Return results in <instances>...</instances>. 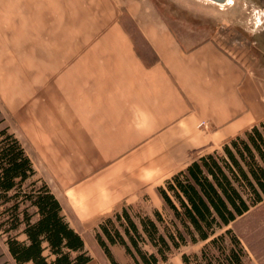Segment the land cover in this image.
Listing matches in <instances>:
<instances>
[{
    "label": "crops",
    "instance_id": "0c3cea01",
    "mask_svg": "<svg viewBox=\"0 0 264 264\" xmlns=\"http://www.w3.org/2000/svg\"><path fill=\"white\" fill-rule=\"evenodd\" d=\"M2 14L39 38L1 88L10 131L83 238L264 121V46L202 0H0Z\"/></svg>",
    "mask_w": 264,
    "mask_h": 264
},
{
    "label": "trees",
    "instance_id": "16d2710c",
    "mask_svg": "<svg viewBox=\"0 0 264 264\" xmlns=\"http://www.w3.org/2000/svg\"><path fill=\"white\" fill-rule=\"evenodd\" d=\"M0 233L15 264H93L84 238L70 225L59 200L38 175L24 146L0 119ZM156 192L150 212L124 205L103 219L94 239L110 264H249L235 224L264 204V121L202 154ZM149 201L148 197L144 202Z\"/></svg>",
    "mask_w": 264,
    "mask_h": 264
},
{
    "label": "rangeland",
    "instance_id": "374dc122",
    "mask_svg": "<svg viewBox=\"0 0 264 264\" xmlns=\"http://www.w3.org/2000/svg\"><path fill=\"white\" fill-rule=\"evenodd\" d=\"M203 2L208 3L213 10H217V13L223 12L225 14L226 23L246 24L250 29V38L257 40L255 42L257 46L256 50L264 46L263 0H230V2H228L229 4L224 6H218L206 1ZM0 16L10 18L13 26H25L23 15L2 14ZM8 25V23L0 21V119L4 118L6 124H9L10 118L3 99L4 94L1 90L2 85L4 83L7 84L14 76L23 74L27 56L33 52V50L31 51V49H33V44L39 41L38 37L34 40L30 39L25 29H20L19 27H16L12 32L7 31L5 28ZM11 57H13V59H11ZM263 57L264 55H262V58ZM140 206L145 211L150 212L153 207L161 206V200L155 197L152 200L141 203ZM234 227L249 252V264H264V204L238 220ZM84 240L87 250L93 257V264H110L96 244L94 236L85 237ZM197 249V247L182 248L173 255L171 262L173 264H182L181 254ZM114 252L122 264H127L129 262L117 249H115ZM0 264H15L7 252L5 236L1 233Z\"/></svg>",
    "mask_w": 264,
    "mask_h": 264
},
{
    "label": "water",
    "instance_id": "95a60500",
    "mask_svg": "<svg viewBox=\"0 0 264 264\" xmlns=\"http://www.w3.org/2000/svg\"><path fill=\"white\" fill-rule=\"evenodd\" d=\"M202 1H206V2H209L211 4L218 5V6H224L226 4H229L228 0H202Z\"/></svg>",
    "mask_w": 264,
    "mask_h": 264
},
{
    "label": "bare ground",
    "instance_id": "6f19581e",
    "mask_svg": "<svg viewBox=\"0 0 264 264\" xmlns=\"http://www.w3.org/2000/svg\"><path fill=\"white\" fill-rule=\"evenodd\" d=\"M228 2H230V0H228Z\"/></svg>",
    "mask_w": 264,
    "mask_h": 264
},
{
    "label": "flooded vegetation",
    "instance_id": "af4514ba",
    "mask_svg": "<svg viewBox=\"0 0 264 264\" xmlns=\"http://www.w3.org/2000/svg\"><path fill=\"white\" fill-rule=\"evenodd\" d=\"M264 1V0H263Z\"/></svg>",
    "mask_w": 264,
    "mask_h": 264
}]
</instances>
